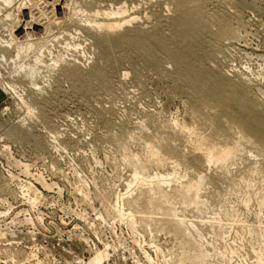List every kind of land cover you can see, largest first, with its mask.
Masks as SVG:
<instances>
[{"label":"rangeland","instance_id":"obj_1","mask_svg":"<svg viewBox=\"0 0 264 264\" xmlns=\"http://www.w3.org/2000/svg\"><path fill=\"white\" fill-rule=\"evenodd\" d=\"M9 1L0 264H264V141L122 37L176 41L178 0ZM200 5L195 58L264 125V0Z\"/></svg>","mask_w":264,"mask_h":264},{"label":"bare ground","instance_id":"obj_2","mask_svg":"<svg viewBox=\"0 0 264 264\" xmlns=\"http://www.w3.org/2000/svg\"><path fill=\"white\" fill-rule=\"evenodd\" d=\"M4 2L10 4L9 0H4ZM201 2L202 0H178L176 2L177 18L174 30L176 41L159 37L158 32L151 34L135 32L122 37L127 45L132 46L136 53L146 59L147 63L157 64L161 55L167 60H171L180 75L178 78H182L198 98L206 103L213 104L220 111L226 113L233 122L241 126L249 135L264 141V125L259 121V115L248 107L246 100L237 93L236 86L225 83L224 85L220 84V77L203 68L200 61L195 58L193 50L198 41L205 35L204 33L207 32L201 14ZM18 4L20 9H28L26 1L19 0ZM29 11L30 16L37 14L35 9L29 8ZM36 14L34 17H36ZM131 16V18L127 16L125 22H130L132 18H135V16ZM117 45L109 42L108 48ZM25 50H17L16 57L25 56ZM65 75L76 81L81 78L79 73L72 70H65ZM8 89L10 91V87ZM194 106L197 107L198 102L195 101Z\"/></svg>","mask_w":264,"mask_h":264},{"label":"built area","instance_id":"obj_3","mask_svg":"<svg viewBox=\"0 0 264 264\" xmlns=\"http://www.w3.org/2000/svg\"><path fill=\"white\" fill-rule=\"evenodd\" d=\"M8 12H6L4 9L0 11V52L6 51L10 48L12 45V36L8 33L10 30V25L8 23L3 26L4 21H9L10 17L12 16L11 13L7 15ZM2 55L0 54V57Z\"/></svg>","mask_w":264,"mask_h":264},{"label":"crops","instance_id":"obj_4","mask_svg":"<svg viewBox=\"0 0 264 264\" xmlns=\"http://www.w3.org/2000/svg\"><path fill=\"white\" fill-rule=\"evenodd\" d=\"M3 99H4V91L0 86V103L2 102Z\"/></svg>","mask_w":264,"mask_h":264}]
</instances>
